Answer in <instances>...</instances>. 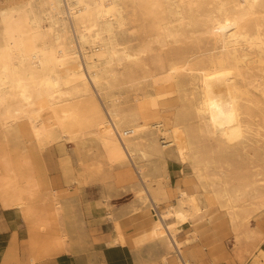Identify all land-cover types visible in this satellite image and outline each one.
I'll list each match as a JSON object with an SVG mask.
<instances>
[{"label": "bare ground", "instance_id": "1", "mask_svg": "<svg viewBox=\"0 0 264 264\" xmlns=\"http://www.w3.org/2000/svg\"><path fill=\"white\" fill-rule=\"evenodd\" d=\"M225 1L0 0L1 137L25 129L40 149L65 135L71 141L88 135L137 180L143 172L132 164L163 157L162 148L168 147L181 164L190 163L201 187L210 190L205 197L224 208L233 230L239 223L247 225L250 213L264 206V166L232 180L220 165L210 164L222 157L233 160L239 149L251 156L248 143L264 140V131L248 115L251 91L264 96V16L253 18L249 29L244 26L257 8L264 13V0H240L232 12L224 8ZM204 2L214 11L203 14L201 22L190 19L192 8ZM138 14L142 35L124 37L126 19L134 22ZM193 26L212 48L193 52L182 47L162 54L165 45L179 42ZM250 55L262 77L245 82L238 64L250 61ZM129 96L133 106L121 108ZM172 96L177 98L173 120L163 127L157 121L158 101ZM19 163L24 167V161ZM0 169L14 171L4 155ZM137 186L136 198L156 212L158 192ZM22 207L17 203L16 208ZM200 212L194 194L179 191L175 204L156 212L147 226L151 240L189 264L182 262L181 249L193 239L175 236ZM248 235L259 234L249 230ZM28 241L31 260L42 258L30 233Z\"/></svg>", "mask_w": 264, "mask_h": 264}, {"label": "rangeland", "instance_id": "2", "mask_svg": "<svg viewBox=\"0 0 264 264\" xmlns=\"http://www.w3.org/2000/svg\"><path fill=\"white\" fill-rule=\"evenodd\" d=\"M239 1L227 0L224 8L227 12H232L234 5ZM214 8L215 6L205 2L197 5L190 11V19L201 22L204 19L203 14L210 10L214 11ZM130 10V8L126 9V12ZM256 11L248 17V23L244 25L246 28H250L253 18L264 16L261 9L257 8ZM140 18L138 14L132 18L137 19L134 22H129L128 19L131 18L126 19L128 23L124 28L126 31L124 37L136 38L142 35L143 29L140 31L138 26L141 25ZM195 27H188L179 42L165 45L162 54L182 47L190 48L193 52H206L212 48V45L205 40L207 36L202 37ZM250 56H254L250 61L244 60L238 64L245 82L255 77H262L257 62L251 63L256 60L255 55ZM159 91L158 88L154 90V92ZM251 93L252 104L249 105L251 109L248 115L254 125L264 131V96H260L254 90ZM100 102L103 104V101ZM126 103L133 106L131 96L127 97L120 107H127ZM176 104L175 96L167 101H158L157 121L163 127L170 126ZM67 138L68 135H65L56 143L44 145L39 149L25 129L21 134L12 132L6 139L0 135V160L3 155L8 157L14 169L13 172L0 169V185L12 186L13 190L19 193L23 207L16 211L17 216L20 215L27 224V231L36 239L35 250L40 253V256L43 255L42 258L46 255L59 254L74 241L89 243L96 231L114 232L111 244H124V236L118 222L120 216L136 214L139 220L137 224L150 227L153 220L157 218L156 212L161 213L175 204L179 191L194 194L201 208L197 217L195 216L191 221L189 217L180 228L181 231L190 230V238L193 239L190 247L213 249V252L217 253L215 254L216 262L219 257L225 256L231 260V264L243 263V256L239 253L246 254L245 248L251 249L248 255L258 250L262 251L261 248H264V206L250 213L247 225L239 223L238 228L233 230L224 208L220 207L213 200L214 198L210 197L207 200L205 197L210 190L208 187L206 189L201 187L190 163L181 164L174 153L167 151L168 147L162 148L165 151L163 157L137 159L136 164L135 162L132 164L134 171L138 165L143 172L142 179L137 180L131 169H121L118 162L112 161L92 137L79 135L74 141ZM161 140L159 138L158 142ZM213 148L217 151L214 145ZM246 150L251 156L245 155V150L239 149L233 160L218 158L219 161L210 166L217 168L220 165L219 168L232 180L236 179V176L240 178V175L244 178L242 174L249 175L254 169H261L264 166V140L249 142ZM248 160L252 161L251 164ZM21 161L25 162L24 167H21L19 163ZM246 164L249 166L246 167ZM251 165L254 168L250 169ZM29 175L30 179H28ZM206 182H202L203 185L206 186ZM138 183L142 187H151L153 191L158 192L156 212L149 206L145 207L146 204H142L136 198L135 189ZM20 191L23 192L20 193ZM249 230L259 235L250 236ZM178 235L179 233H176L177 240H179ZM147 246L151 247L153 252H159L158 257L161 262H163L162 258L175 256L172 250L167 249L157 240H151ZM257 253L256 256L260 257ZM175 258L177 264H182L176 256ZM183 261L187 260L184 258Z\"/></svg>", "mask_w": 264, "mask_h": 264}, {"label": "crops", "instance_id": "3", "mask_svg": "<svg viewBox=\"0 0 264 264\" xmlns=\"http://www.w3.org/2000/svg\"><path fill=\"white\" fill-rule=\"evenodd\" d=\"M8 200L10 204L5 206ZM21 201L19 193L13 190L12 186L0 185V264H177L175 256L162 258L164 263L161 262L159 252H153L154 250L147 246L151 236L147 227L137 224L139 220L136 214L122 215L118 218L124 244H111L114 232L96 231L89 243L74 241L59 254L46 255L32 262L27 224L16 212L19 211L16 208L17 203ZM178 239L182 241L190 239V230L179 232ZM261 250L263 256L257 258L256 264H264V248ZM213 251L210 248L203 250L199 247H190L188 242L181 250V257L189 264H231V260L225 256L219 257L216 262L217 253ZM256 253L248 255L240 252L239 255L243 256L242 264H253Z\"/></svg>", "mask_w": 264, "mask_h": 264}]
</instances>
